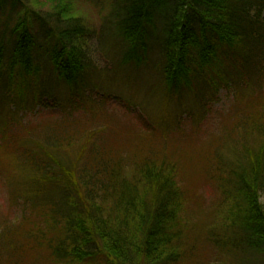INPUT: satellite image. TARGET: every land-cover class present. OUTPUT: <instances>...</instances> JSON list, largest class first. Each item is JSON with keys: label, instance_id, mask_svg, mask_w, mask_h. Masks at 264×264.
<instances>
[{"label": "trees", "instance_id": "obj_1", "mask_svg": "<svg viewBox=\"0 0 264 264\" xmlns=\"http://www.w3.org/2000/svg\"><path fill=\"white\" fill-rule=\"evenodd\" d=\"M72 8L69 0H61L54 21L41 20L42 40H52L44 49L49 56L45 68L37 56L42 49L38 29L29 24L27 13L18 19L6 60L5 47L0 46V104L22 99L28 92L40 104L49 81L64 85L70 93L86 87L87 74L95 71L84 50L89 30ZM263 8L264 0H115L113 27L120 62L144 64L154 35L157 65L168 94L234 83L242 85L241 93L243 84L264 66ZM159 18L162 26L152 32L150 27ZM255 84L250 94L256 93V99L240 108L228 130L235 142L242 139L235 162L223 163L221 152L214 154L217 169L223 171L224 165L227 176L218 177L220 206L210 228L221 227L212 231L217 238L231 230L228 238L261 254L264 83ZM31 125L19 134L13 127L15 137L0 129L1 140H9L0 142V162L1 153L13 162L9 170L0 166V179L10 195L8 204L23 218L21 223L17 216L10 228L0 230V258L8 255L7 263L18 264V250L25 243L38 249L37 261L47 259L45 264H176L183 258L178 230L183 190L172 164L148 157L160 151L145 147L123 155L121 146L97 145L94 131L74 139L44 126L39 137ZM217 137L223 141V132ZM165 162L173 163L171 157ZM204 172L214 175L207 165Z\"/></svg>", "mask_w": 264, "mask_h": 264}, {"label": "rangeland", "instance_id": "obj_2", "mask_svg": "<svg viewBox=\"0 0 264 264\" xmlns=\"http://www.w3.org/2000/svg\"><path fill=\"white\" fill-rule=\"evenodd\" d=\"M69 1L72 10L87 23L89 32L84 50L86 60L95 71L87 74L86 87L81 92L70 93L64 85L57 86L49 81L46 90L40 94V104H37L33 92H28L22 99H5L6 104L3 100L0 104L1 133L15 137L17 134L13 127L19 134L32 124L37 134L46 126L74 139L77 135H88L94 131L97 145L121 146L120 154L123 155L131 154L133 150L136 153L142 148L153 147L152 151H160V154L148 157L151 160L155 158L157 163L172 164L176 169L173 176L183 190V221L178 227L183 258L176 264H264V253L247 248L240 240L232 241V238H228L232 236L231 230L227 229L221 234V238H217L212 231L221 227L210 228L211 224L216 223L214 214L220 206L218 177L227 176L224 165L223 171L217 169L214 154L220 151L223 163L224 160L230 164L235 162L242 139L235 142L228 135V130L233 127L235 118L241 112L240 108L246 107L252 97L256 99V93H250L256 85L255 81L263 80L264 83V66L255 77L249 78L248 84L242 83L246 87L241 93L238 92L242 85L234 83L218 89L209 87L207 91L200 85L193 93L182 91L181 94L170 95L165 89L163 76L157 65L158 42L154 35L144 64L122 65L119 38L113 27L115 0ZM60 2L61 0L2 1L0 46L5 47L4 60L9 56L6 47L11 45L9 41L14 38V27L18 19L27 13L29 24L36 27L40 35L38 42L42 49L37 52L38 59L42 68L49 64V56L44 49L52 44V40L48 41L50 39L46 37L42 40L44 22L41 20H53L56 6ZM262 15L264 16V8ZM161 26L159 18L150 29L157 33ZM102 69L108 74H104L106 72ZM72 95L74 98H71ZM0 98L2 99L1 94ZM64 121L71 123V127L64 126ZM222 132L223 141L217 137ZM127 135H131L130 140L124 139ZM38 136L41 137L40 134ZM1 139L2 136L0 142L8 144V139ZM251 143L247 142V145ZM1 154L4 158L2 157L0 166L9 170L13 162H8L6 158L9 157L5 153ZM169 157L173 163L165 162ZM204 165L211 169L215 177L203 173ZM9 196L0 179V230L10 228L17 216L19 222L23 221L20 213L15 212L8 204ZM260 200L264 203L263 195ZM24 227L27 229L28 223H24ZM20 237L25 239L22 235ZM37 250L25 243L18 250L17 263L45 264L47 259L38 263L40 254ZM2 257L0 264H15L7 263L8 255Z\"/></svg>", "mask_w": 264, "mask_h": 264}]
</instances>
